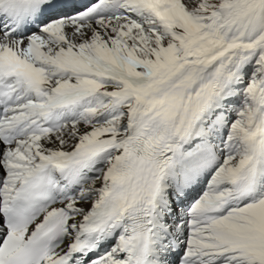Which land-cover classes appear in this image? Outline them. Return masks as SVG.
Masks as SVG:
<instances>
[{
    "label": "snow or ice",
    "instance_id": "obj_1",
    "mask_svg": "<svg viewBox=\"0 0 264 264\" xmlns=\"http://www.w3.org/2000/svg\"><path fill=\"white\" fill-rule=\"evenodd\" d=\"M0 264H264V0H0Z\"/></svg>",
    "mask_w": 264,
    "mask_h": 264
}]
</instances>
